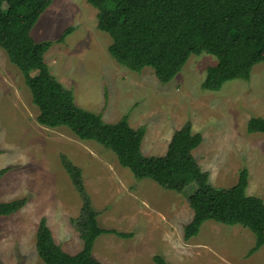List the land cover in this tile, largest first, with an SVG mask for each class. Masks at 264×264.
<instances>
[{
	"label": "rangeland",
	"instance_id": "rangeland-1",
	"mask_svg": "<svg viewBox=\"0 0 264 264\" xmlns=\"http://www.w3.org/2000/svg\"><path fill=\"white\" fill-rule=\"evenodd\" d=\"M97 10L88 0H53L31 30L38 41H53L45 53L50 71L72 90L78 105L101 112L106 122L128 114L143 128L145 155H164L173 133L190 122L203 140L193 155L216 188H229L241 169L249 171L248 195L264 199V133H249L251 117H264V63L250 79H233L218 91L202 83L217 58L192 54L176 75L161 83L151 67L137 72L109 53L112 38L98 29ZM74 31L58 39L69 27ZM38 107L22 71L0 46V201L27 198L14 214L0 216V264H46L37 252L42 220L71 254L83 245L78 222L83 198L63 158L81 169L85 191L100 226L132 233L100 235L93 255L105 264H264V246L252 255L251 230L205 221L197 236L185 240L193 217L196 183L182 192L150 179H137L116 154L93 140L79 139L68 127L41 125Z\"/></svg>",
	"mask_w": 264,
	"mask_h": 264
},
{
	"label": "trees",
	"instance_id": "trees-1",
	"mask_svg": "<svg viewBox=\"0 0 264 264\" xmlns=\"http://www.w3.org/2000/svg\"><path fill=\"white\" fill-rule=\"evenodd\" d=\"M97 10L98 29L112 38L109 53L133 71L151 67L161 83L172 81L192 54L203 52L217 58L207 70L202 87L218 91L233 79H250L253 67L264 63V0H88ZM53 0H0V46L23 73L38 107V122L46 127H68L79 139L93 140L112 150L119 163L137 179H150L163 188L182 192L196 183L191 198L192 219L184 226L185 240L197 236L202 224L214 220L241 225L252 231L254 254L264 246V199L248 195L249 171L241 169L237 182L216 188L209 173L193 155L203 140L190 122L176 130L164 155H145L143 128L135 129L128 114L106 122L101 112L78 105L72 90L50 71L45 53L53 41H36L31 30ZM69 26L58 39L73 32ZM249 133H264V117H251ZM1 152V151H0ZM64 166L82 194L77 224L83 241L75 254L58 244L45 220L37 232V252L46 264H105L93 255L97 238L106 233L129 237L132 233L100 226L98 212L85 191L81 169L63 158ZM8 168L0 170V176ZM27 202L22 197L0 201V216H9ZM156 264H170L160 254Z\"/></svg>",
	"mask_w": 264,
	"mask_h": 264
}]
</instances>
